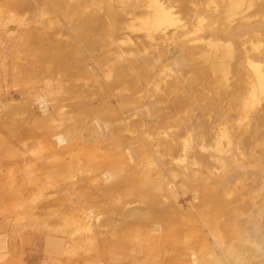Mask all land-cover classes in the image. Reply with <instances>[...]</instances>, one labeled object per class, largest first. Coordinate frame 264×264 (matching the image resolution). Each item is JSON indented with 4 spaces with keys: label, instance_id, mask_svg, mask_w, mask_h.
Segmentation results:
<instances>
[{
    "label": "rangeland",
    "instance_id": "374dc122",
    "mask_svg": "<svg viewBox=\"0 0 264 264\" xmlns=\"http://www.w3.org/2000/svg\"><path fill=\"white\" fill-rule=\"evenodd\" d=\"M232 1L0 0L3 264H264V4Z\"/></svg>",
    "mask_w": 264,
    "mask_h": 264
},
{
    "label": "bare ground",
    "instance_id": "6f19581e",
    "mask_svg": "<svg viewBox=\"0 0 264 264\" xmlns=\"http://www.w3.org/2000/svg\"><path fill=\"white\" fill-rule=\"evenodd\" d=\"M262 1L261 5L264 4V0H260V2ZM257 3V2H256ZM254 0H233L230 5L228 6V9H227V14L228 15H235L238 13L239 10L243 9V7H247V8H251L253 5H254ZM260 6V4L258 5ZM209 47V45H208ZM203 52V51H202ZM203 56L206 58L207 61H209V65L212 69V71L214 72H219L218 70H222L221 68L222 67V52L219 51L218 48H213L211 49L209 47V49H205L204 53H203ZM224 59V58H223ZM204 60V59H203ZM204 60V63L205 61ZM206 64V63H205ZM224 64H225V61H224ZM221 67V68H220ZM259 70V69H258ZM264 70V69H263ZM222 71H225L224 69ZM221 72V71H220ZM260 72V71H259ZM258 72V73H259ZM222 73V72H221ZM227 73V72H225ZM259 76V75H257ZM256 76V77H257ZM260 76H261V73H260ZM264 82V80H263ZM262 84V83H261ZM261 86V85H260ZM264 86V84L262 85ZM261 86V87H262Z\"/></svg>",
    "mask_w": 264,
    "mask_h": 264
},
{
    "label": "crops",
    "instance_id": "0c3cea01",
    "mask_svg": "<svg viewBox=\"0 0 264 264\" xmlns=\"http://www.w3.org/2000/svg\"><path fill=\"white\" fill-rule=\"evenodd\" d=\"M0 213H2V211L0 210ZM3 225H4V222L2 219H0V264H3V257H6L7 258V251H8V247H4V235L2 234V229H3ZM5 249V251H4Z\"/></svg>",
    "mask_w": 264,
    "mask_h": 264
}]
</instances>
